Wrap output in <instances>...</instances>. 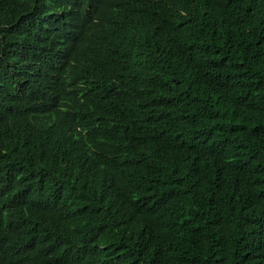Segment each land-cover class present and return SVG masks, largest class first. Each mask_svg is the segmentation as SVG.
<instances>
[{"label": "trees", "instance_id": "obj_1", "mask_svg": "<svg viewBox=\"0 0 264 264\" xmlns=\"http://www.w3.org/2000/svg\"><path fill=\"white\" fill-rule=\"evenodd\" d=\"M0 264H264V0H0Z\"/></svg>", "mask_w": 264, "mask_h": 264}]
</instances>
